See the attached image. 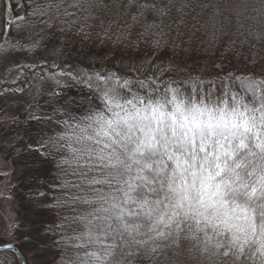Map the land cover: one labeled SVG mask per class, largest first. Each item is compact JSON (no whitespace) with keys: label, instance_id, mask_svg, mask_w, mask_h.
<instances>
[{"label":"snow or ice","instance_id":"obj_1","mask_svg":"<svg viewBox=\"0 0 264 264\" xmlns=\"http://www.w3.org/2000/svg\"><path fill=\"white\" fill-rule=\"evenodd\" d=\"M197 6L206 11L191 16V0L179 7L175 0H114L111 7L129 19L122 26L110 21L107 28L101 20L103 38L101 33L97 38L121 49L125 70L113 71L105 64L104 72L81 75L66 71L67 61L53 63L49 72L59 90L49 96L50 114H38L35 104H29L23 120L19 110H4L0 126L15 137L6 134L0 149L40 175L29 186L23 217L0 235V264H72L65 258L72 239L66 229L75 219L66 211L81 206L92 208L79 219L89 238L95 233L99 242L85 252L88 261L81 264H129L133 245L147 248V242L137 239L144 235H149L155 255L162 249L150 233L167 241L163 248L173 251L175 264H220V257L228 256L233 264H264V27L258 34H240L245 39L239 43L247 42L245 51L222 22L231 20L224 0H199ZM96 7L109 5L101 0H48L45 8L34 0H0V32L11 34L15 28L17 33L9 47L0 48V60L17 55L44 59L49 50L54 57L65 56L67 44L60 36L75 29L82 43L90 39L86 29L100 19L94 15ZM30 19H38L47 33L33 35L26 23ZM113 26L118 28L115 35ZM108 51L115 55V48ZM107 57L106 52L98 58ZM46 66V60L44 65H15L20 72L33 73ZM93 77L109 87L94 86ZM245 82L250 97L231 89ZM4 83L9 86L0 88V96L24 92L11 87L18 80ZM77 130L84 134L69 142L67 133ZM70 149L75 164H70ZM69 175L76 179L68 181ZM149 183L154 185V204L162 209L145 208L143 189ZM105 187L123 191V201L110 202ZM45 188L59 194L49 196ZM125 203L142 209L148 223H137L141 212L126 210ZM185 231L196 241L203 233V246L184 249ZM209 232L222 239L211 244ZM19 238L22 243H15ZM116 239L119 251L104 243Z\"/></svg>","mask_w":264,"mask_h":264},{"label":"rangeland","instance_id":"obj_2","mask_svg":"<svg viewBox=\"0 0 264 264\" xmlns=\"http://www.w3.org/2000/svg\"><path fill=\"white\" fill-rule=\"evenodd\" d=\"M13 2L15 3V0H13ZM34 2L37 4L39 2H46L47 4L48 0H34ZM101 2L109 5V7L104 9H101L99 7L94 8L99 11L98 17L100 19H97L94 22H90L93 24V26L89 30L91 35V38L89 40H91L92 42V45H90L92 48L90 50L86 49L81 51L76 47V45L69 44L72 39L70 34L66 33L64 36H60V41L67 44V52L63 57H54L49 50L47 53H45L44 59L36 57L31 60H26L24 56L17 55L13 59L8 61L0 60V88L9 86L8 84L4 83L5 81H8L10 83L14 79L21 80L24 77V72H20L16 69L15 65L17 63L28 65H44L46 60L47 67L51 68L53 63L64 64V62L67 61L68 63L64 64L65 70L71 71L73 73L79 72L81 75H85L89 72L88 70L91 71L93 67L102 68L105 64L110 66L114 65L117 67V69L123 72L125 70L127 61H125V65L120 64L121 50H116L117 47L112 43L105 42L104 44H101V40L97 38V33H101V38H103L102 29L100 27L101 20L103 19V22H105V19L106 21L109 20L113 17L111 15H113L117 10L116 8L111 7L114 1L103 2L101 0ZM26 23H29L31 25V31L33 35L47 33V29L38 19H30ZM104 26L105 28L108 27L106 24H104ZM54 31L58 30L54 29ZM73 31L74 30H72L70 33H72ZM111 31L113 34H115L117 30L116 28H112ZM1 34L2 32L0 33V36ZM16 35V30L15 28H13L11 34L8 33L7 38L0 45V48L9 47L10 42ZM107 44H110L113 48H115L114 56L111 52L108 51L112 48L107 46ZM81 52L96 53V57H86L80 54ZM106 52L108 53L107 58H98L104 57V54ZM47 70L48 71L43 72V75H28L21 84L16 83L11 85L12 88L24 89L23 93L15 92L0 96V120H4V110H7L9 114L17 112L19 110L20 119L23 120L24 111L27 110L29 104H35L37 106L36 111L38 114L51 113V105L48 103L49 96L52 91H58L59 89H56L54 87L55 78L51 76L49 69ZM56 71L57 78H60L61 84H64L66 82L65 78L60 77L59 70ZM93 81L94 86H97L98 84V86L101 88L109 87V84L101 85L97 81H95L94 78ZM238 86L240 87V90L238 89V87H236L234 91L239 92L241 96H245L244 89L249 87L248 83L245 82L243 86ZM86 93L87 92L85 91L84 95ZM257 94L259 95L258 88ZM6 134L11 137H15L14 131L8 129L7 127L0 126V140H2ZM82 134L84 133H82L81 130H77L75 132L69 131L67 133L69 142L75 140L77 136H80ZM32 135H35L34 131L32 132ZM71 151L72 150L70 149V164H75V160L71 159ZM69 172H71V167L69 168ZM4 173H7V175H4ZM39 175L40 174L38 172L32 169L31 164L26 167L25 162L16 158L14 153L10 154L7 149H0V235H3L6 226H11L13 220L21 217V215L25 213V209L22 208L20 200H24L23 196L27 197V194L31 191V188L29 186L35 184V177ZM65 179L71 182L76 178L69 175L65 177ZM22 185H24V189H21ZM106 195L109 196V194L107 193ZM94 235L95 233H93V238L90 239L85 228L80 232H76V235L73 236V239L77 243V249H75L72 254H66L67 258L70 259L72 264H81V260L87 262L88 257L85 255V252L93 251L96 247H99V242L94 241ZM4 239L7 240L8 237L4 236ZM15 243L19 244L20 241L17 240L15 241ZM90 245L93 246L90 247ZM3 256V254H0V258H2Z\"/></svg>","mask_w":264,"mask_h":264},{"label":"trees","instance_id":"obj_3","mask_svg":"<svg viewBox=\"0 0 264 264\" xmlns=\"http://www.w3.org/2000/svg\"><path fill=\"white\" fill-rule=\"evenodd\" d=\"M103 2H107V1H114V0H102ZM118 2H122V0H117ZM183 2V0H175V4L177 7H179V5ZM224 2L226 4L229 5L228 7V13L227 15L231 16V20L230 21H222L224 23H227L232 37L233 39H236L238 41V47H241L243 50H247L246 48V44L247 42L245 41V45H241L239 43V41L244 40L245 36L244 35H240L241 33L243 34H247L249 32H253V33H259L261 28L264 27V0H224ZM191 3L193 5V7L195 8V11H192V9H189L188 11L190 12L191 16H195L197 14H203V11L206 10H201L197 5L199 3V0H191ZM38 5H40L41 7H45L46 8V2H39ZM94 15L95 16H99V11L97 9H94ZM236 12H240L239 15L236 14ZM21 15L23 16L24 13L22 12ZM104 16V14H103ZM109 16V15H108ZM113 16L112 18H110L109 20L106 21L104 24H106L108 26L110 21H119L120 26L123 25V23L125 22V20H128L129 17H127V15L122 14L121 12H119L118 10H116V12L111 15ZM173 16H176L175 11L173 12ZM103 20V19H102ZM112 28H116V33H118V28L112 27ZM91 29V28H90ZM90 29H86V31H89ZM74 31L72 33L68 32V34H70L71 36V42L69 44H74L76 45V47L83 51V50H90L92 47L90 45H92L91 40L87 39L85 40L83 43L81 42V37L79 35L76 34L75 29H73ZM1 33V32H0ZM114 34V35H115ZM252 37H250L251 39ZM107 46H109L110 48L113 49V47L110 44H107ZM120 48H116V50H119ZM121 50V49H120ZM256 51H259V48L257 47L255 49ZM111 54V53H110ZM43 65V64H41ZM113 65V64H112ZM107 69H111L113 71H119L122 73L121 70L117 69L116 66H110V65H106ZM242 66V65H241ZM47 69H49V67H43L40 68L38 67V69L35 70V72L33 73L32 71L29 70H25L24 71V77L21 80H18V84H21L22 81H24V79H26V77L28 75H35V76H40L42 72L48 71ZM101 71L104 72L106 71L105 67L102 68H98V67H93V69L88 70L89 72H95V71ZM88 72V73H89ZM88 73H86L85 75H87ZM138 78H142V76H140V74H135ZM95 79V77H93ZM114 80V78H113ZM96 81V80H95ZM101 85H105L107 83L104 82H98ZM115 85V84H113ZM237 85H232L231 89L232 91L235 90L236 87H238V89L240 90V87ZM87 95V93L85 94ZM248 97H250L251 93L249 92L248 94H245ZM102 147V146H101ZM165 162L168 164V167L171 168L172 162L171 161H167L165 158ZM141 175H145L147 176V173H141ZM135 183H139V180L134 181ZM100 187V186H97ZM154 187V185H151L150 183L144 186V191L145 193H147L145 200L147 201V203L145 204V208H152L155 207L156 209H162V205L159 204H154V201L157 199L156 196L150 191V189ZM21 189H24V185L21 186ZM44 191H48L49 192V196L51 195H55V194H59V193H53L51 191H49L47 188L43 189ZM126 190V189H125ZM109 194V198H110V202H115L120 204L124 197H123V191H117L115 189H108L107 187H105V195ZM132 195L134 196L135 193H132ZM111 196H115V201H111ZM24 200H20L21 204H22V208H26L27 207V199L25 196H23ZM90 199H92L95 202V196L92 195L89 197ZM163 197L161 196L160 199H162ZM95 206V205H94ZM122 206L128 210V211H132V212H141V215L139 216V218H137L136 222L140 223V224H146L148 223L147 217L143 215V210L140 209L136 204H132V203H125L122 204ZM92 208L91 207H84L81 206L79 208H76L72 211H66V214L69 216L74 217L75 222L74 223H70L69 227L66 229L67 234L69 237H72V239H70L68 241L67 244V248L65 251V258L66 260H70L69 258H67L66 254H72L75 249H77V243L74 241L73 236L76 235V232H80L81 230H83L84 227V223H82L80 221V216L81 215H86L87 212L91 211ZM24 214L21 215V217H23ZM191 223V222H189ZM183 227H187V225H184ZM143 232L145 233H149V229L148 228H142L141 229ZM152 239H156L158 241V243L161 246L162 251L157 252L155 255H152L150 253V249L151 247H153V244L151 242V240L149 239V235H144V236H137V239L143 240L145 242H147V248H145V246L142 245H133L132 248L135 251V255L132 256L129 264H168L169 259H171V264H175V256L173 255V251L171 249L168 248H163V245L165 243H167V241L161 240L157 237H155L154 233H150ZM200 235V240L196 241L194 239H192L191 233L190 232H183L181 233V244L182 247L184 249L187 248H191L193 247V245H195L196 247H202L203 246V242L205 240V237L203 236V233H199ZM209 236L212 237L211 240V244H214L216 242L217 239H222V237H216L213 236V234L211 232H209ZM20 241V243H22V238L18 239ZM105 244H115L116 248L115 251H119L120 249V240L116 239V240H109V241H104ZM211 244L209 246H211ZM0 254L4 255V252L1 251ZM233 257L232 256H228V257H220V264H233ZM195 264V262H194ZM248 264H252V261L249 260Z\"/></svg>","mask_w":264,"mask_h":264},{"label":"water","instance_id":"obj_4","mask_svg":"<svg viewBox=\"0 0 264 264\" xmlns=\"http://www.w3.org/2000/svg\"><path fill=\"white\" fill-rule=\"evenodd\" d=\"M7 36H8V33L2 32V34L0 36V44H2L5 41Z\"/></svg>","mask_w":264,"mask_h":264}]
</instances>
